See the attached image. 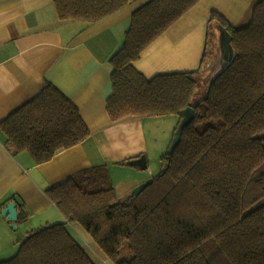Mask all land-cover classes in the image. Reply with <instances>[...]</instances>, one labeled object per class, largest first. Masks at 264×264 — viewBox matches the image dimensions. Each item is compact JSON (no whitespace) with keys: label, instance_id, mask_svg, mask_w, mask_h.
Wrapping results in <instances>:
<instances>
[{"label":"trees","instance_id":"16d2710c","mask_svg":"<svg viewBox=\"0 0 264 264\" xmlns=\"http://www.w3.org/2000/svg\"><path fill=\"white\" fill-rule=\"evenodd\" d=\"M198 2L149 1L131 14L123 42L109 59L110 120L172 116L173 138L181 112L192 109L173 153L160 157L153 183L124 204L106 166L71 175L46 190L63 221L29 232L18 241L15 254L0 264H95L68 230L72 224L90 236L110 264H264V0L255 4L242 28L210 12L209 61L213 20L228 29L235 56L200 103V78L209 66L205 57L195 71L150 79L133 66L145 48ZM53 3L59 19L84 25L127 6V0ZM0 128L9 148L27 152L36 165L90 135L76 107L50 84ZM140 158L120 164L137 166Z\"/></svg>","mask_w":264,"mask_h":264},{"label":"crops","instance_id":"0c3cea01","mask_svg":"<svg viewBox=\"0 0 264 264\" xmlns=\"http://www.w3.org/2000/svg\"><path fill=\"white\" fill-rule=\"evenodd\" d=\"M149 1L127 0L119 12L84 25L59 19L53 0H0V124L50 84L76 107L90 134L82 143L36 165L27 152L9 148L0 128V260L13 250V244L7 247L12 223L1 211L14 197L21 202L15 231L26 237L52 221H63L46 190L81 170L106 166L120 201L152 178L148 169L120 162L148 157L145 125L165 116H125L112 121L106 111L112 92L109 59L123 42L131 14ZM259 1L199 0L144 49L133 63L135 70L147 79L197 70L203 57L206 63L211 58L206 44L210 12L242 28ZM175 122L168 127L166 141L171 142ZM87 244L91 252L100 251L90 239Z\"/></svg>","mask_w":264,"mask_h":264},{"label":"water","instance_id":"95a60500","mask_svg":"<svg viewBox=\"0 0 264 264\" xmlns=\"http://www.w3.org/2000/svg\"><path fill=\"white\" fill-rule=\"evenodd\" d=\"M210 27L212 28V61L210 62L205 74L201 76L200 83L201 88L199 90L200 96L198 97L196 104L200 103L205 94L210 89L214 81L230 66L234 56L235 51L231 45V35L227 28H225L220 22L213 20L210 22ZM192 119V109L187 108L181 112V120L174 132L173 138L170 142L169 149L167 153L171 155L178 144L181 133L184 127ZM140 170L147 169V160L145 156H142L137 164ZM153 183V178H148L138 186L134 187L128 195H126L121 202L124 204L129 203L135 197H137L145 188ZM21 205L20 199L14 197L13 200L8 203L1 211V215L7 219L8 222L12 223L11 226L16 229L17 221V207Z\"/></svg>","mask_w":264,"mask_h":264},{"label":"rangeland","instance_id":"374dc122","mask_svg":"<svg viewBox=\"0 0 264 264\" xmlns=\"http://www.w3.org/2000/svg\"><path fill=\"white\" fill-rule=\"evenodd\" d=\"M75 22V21H72ZM77 24V22H75ZM76 28V27H75ZM209 29V28H208ZM210 32V31H209ZM211 34V33H210ZM209 41V36H208ZM209 54V52H208ZM211 56V53H210ZM210 64V61H208V65ZM172 120H175L172 116H165L163 119L159 120L158 123H148V125H145L146 130V142L148 146V157L147 160V169L148 173L151 177H154L158 174L160 171V157L168 151V147L170 144V140L166 141L165 134L168 132V127L170 124H172ZM149 122V121H147ZM171 122V123H170ZM175 125V123H174ZM264 137V135H263ZM169 143V144H168ZM123 199V198H122ZM121 199V200H122ZM56 222H62L61 219L58 221H52V223ZM7 228H9V225H6ZM12 230H8L9 232V238L7 240L8 245L7 247L10 249L13 244V250L10 257H12L18 246V241L21 242L25 238V234L19 231H15L12 226H10ZM68 230L72 233V235L75 237V239L83 245L85 250L88 252V254L92 257L95 264H108L105 255L101 251H97L95 253L91 252L89 249V246L87 244V241H89L90 236L78 225L73 224L72 226H68ZM7 247L5 248L7 250ZM99 249V248H98ZM10 255V254H9ZM94 256V257H93ZM7 259L9 256H6ZM9 257V258H10Z\"/></svg>","mask_w":264,"mask_h":264}]
</instances>
